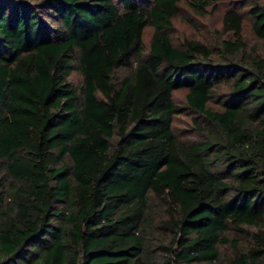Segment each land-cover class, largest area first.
Segmentation results:
<instances>
[{
    "label": "trees",
    "instance_id": "obj_1",
    "mask_svg": "<svg viewBox=\"0 0 264 264\" xmlns=\"http://www.w3.org/2000/svg\"><path fill=\"white\" fill-rule=\"evenodd\" d=\"M218 1L0 0V264H264V5L168 34Z\"/></svg>",
    "mask_w": 264,
    "mask_h": 264
},
{
    "label": "rangeland",
    "instance_id": "obj_2",
    "mask_svg": "<svg viewBox=\"0 0 264 264\" xmlns=\"http://www.w3.org/2000/svg\"><path fill=\"white\" fill-rule=\"evenodd\" d=\"M30 1L36 3L37 0ZM218 2V7L214 12H211V7H208L206 13H199L188 4L181 3L177 15L173 18L172 27L168 31L172 42L175 45H179L185 39H197L208 45L216 46L222 39L228 36V34L222 31L223 12L228 6L236 5L244 13L243 35L247 40V45L250 48L257 47L256 39L250 29L253 21L249 9L255 6H263L264 0H219ZM152 33V29L146 27L143 34V47L145 49L149 48ZM70 81L78 89L81 78L76 72H73ZM185 95L186 91L183 89L176 91L173 95L174 102L184 107ZM211 105L218 107L217 103L212 102ZM194 118L197 117L188 110H185L174 119V132L185 142H192V140L197 138L193 127Z\"/></svg>",
    "mask_w": 264,
    "mask_h": 264
}]
</instances>
